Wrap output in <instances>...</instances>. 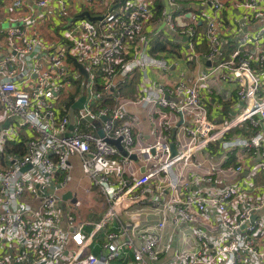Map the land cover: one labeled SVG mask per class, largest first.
<instances>
[{"label":"built area","instance_id":"1","mask_svg":"<svg viewBox=\"0 0 264 264\" xmlns=\"http://www.w3.org/2000/svg\"><path fill=\"white\" fill-rule=\"evenodd\" d=\"M49 1L39 0L37 6ZM105 1L87 3L97 6ZM200 1L211 9V14L199 13L203 33L199 35L196 24L181 26L187 56L193 53L197 39L205 44V51L194 55V80L179 81L170 88L157 85L153 92L142 88V96L135 95V100L125 102L153 106L157 116L148 117L153 125L148 138L133 133L138 121L127 112L125 103L113 108L102 102L117 93L116 67L123 79L135 70L145 72L150 67L167 71L165 62L149 57L146 42L133 58L117 63L115 59L116 50L139 34L142 26L154 29L159 24L153 6L133 5L125 19L102 17L100 22L108 26L104 40L96 36L90 23L77 22L66 34L71 45L46 55L40 51L44 46L35 43L25 28L10 27L5 31L13 54L0 56V110L21 118L32 137L25 143V153L0 169V226L4 233H18L24 244L39 243L44 260L58 256L62 242L73 238L79 249L67 264H264V153L259 150L264 149V133L248 140H226L229 132L245 122L250 121L256 128L258 120L264 121V0L232 1V7L241 10V17L233 19L234 26L237 24L236 46L226 56L222 55L218 14L229 1ZM21 6L22 0L12 1L13 8ZM57 7L61 16L67 14L66 0H57ZM240 22L259 26L247 33ZM170 30H175L173 25ZM69 58L82 64L89 75L86 99L76 111L70 132L69 114L58 108L59 91L70 81L71 74L64 68ZM15 59L26 68L21 74ZM96 76L105 82L99 90ZM213 78L235 85L238 103L244 105L238 116L221 126L210 118L202 94L206 82ZM166 95L182 96V100L173 101ZM169 115L177 117L182 136L176 138ZM87 118L98 126L85 129V125L90 126ZM111 139L120 140L125 156L107 143ZM214 144L226 151L240 147L235 154L238 166L224 169L222 163L228 157L221 156L217 162L207 164L202 175L186 176L188 168L203 170L197 154ZM250 153L262 157L256 165L261 174L259 182L250 181L248 189L236 184L213 188L220 177L239 175L243 170L241 161ZM131 155L136 159H130ZM71 156L79 159L83 174L104 197L105 208L96 223L83 221L67 209V231H62L60 217L55 213L59 197L30 181L39 174L42 184L48 186L51 178L60 173L65 186L70 180L67 162ZM24 192L39 203L45 214L42 228L19 210L17 202ZM85 227H91L87 237L83 234ZM102 233L103 254L97 257L88 252V246ZM25 263H29L25 251L14 256L12 262L0 254V264Z\"/></svg>","mask_w":264,"mask_h":264},{"label":"crops","instance_id":"2","mask_svg":"<svg viewBox=\"0 0 264 264\" xmlns=\"http://www.w3.org/2000/svg\"><path fill=\"white\" fill-rule=\"evenodd\" d=\"M12 1L0 0V56L13 54L5 34V31L10 27L25 28L28 36L35 43L44 46L40 51L42 55H46L62 46L71 45L66 39V34L77 22L87 21L94 27L95 34L100 40L106 38L107 24L100 21L90 22L84 17L80 18L79 16L84 12L89 13L92 17L110 15L109 20H116L118 18L125 19L130 7L133 5L147 4L154 7L155 19L159 20V24L154 29H151L149 25L142 26L139 34L116 50L115 59L117 63L133 58L142 49L143 43L146 42L145 50L149 57L165 62L168 69L162 71L150 67L145 72L135 70L126 79H123L119 75V68L116 67L117 77L115 83L117 93H114L112 99L102 102L103 105L107 104L113 108L121 103L135 100V95L142 96V88L153 92L157 85L170 88L179 81H193L197 70L196 56L205 51V44L197 39L193 53L190 51L187 56L185 53L187 40L181 35V26L188 27L196 24L198 33L201 35L204 31V25L199 18V13L205 11L207 14H211V9L205 7V2L200 0H166V5L164 4L165 0H126L122 5L116 4V0H107L97 6H91L87 3V0H66L67 14L64 16L58 13L57 0H50L42 7L37 6L39 0H22V6L19 9L12 7ZM228 1L226 7L218 14L221 21L220 39L223 56H226L236 46L235 29L237 24L234 26L233 19L241 17V10L232 7L233 0ZM159 2L162 4L161 10L157 7ZM167 21L169 24L166 23ZM172 25L175 29L173 32L170 30ZM258 26L259 23L243 25L240 22V27L247 33L254 32ZM154 44H164L165 49L152 53L151 49ZM36 49L39 48L36 47ZM195 54L196 56H194ZM74 61L73 58H69L64 64V68L71 76L68 78L70 80L69 84L59 91V101L61 103L58 108L62 113L66 111L69 114L73 103L81 97H84L85 100L87 95L86 86L89 83V75L85 69L87 76L81 74ZM15 63L18 73H23L26 68L17 60ZM1 74L0 72V76ZM18 79H20L19 75ZM95 83L99 90L105 82L102 77L97 78L96 76ZM28 87H31V85H28ZM202 94L207 100L209 116L218 126L226 124L242 112L244 105L238 103L235 85L223 83L213 78L206 82ZM166 96L173 101L182 100V96ZM96 99L99 100L100 96ZM125 105L127 112L133 114L138 121L137 126L133 128V133H141L148 138L153 128L148 117L151 114L157 116L153 106L135 103H125ZM77 110L73 111L74 117ZM162 111L165 112L166 110L163 109ZM12 118L7 112L0 110V169L6 168L12 161L11 159L23 155L25 153V143L32 137V132L28 126L14 122L11 120ZM169 119L173 124L172 128L176 138L182 136L181 125L177 122V117L169 115ZM95 124L90 122V126L85 125L84 128L94 129L97 126ZM68 131L70 132L69 129ZM261 132L264 133V121L258 120L256 128L252 127L250 121H247L241 127L229 132L226 135V140L234 138L248 140ZM239 148L236 147L233 150L226 151L220 144L210 145L209 148L197 154V159L203 164V170L188 168L185 175L189 178L202 175L207 164L217 162L221 156L228 157L223 160L222 167L233 170L239 164L237 155H235ZM13 149H21L22 153H17ZM259 150L262 154L264 153V149L259 148ZM249 156L241 161L243 170L239 175L229 173L220 177L221 180L219 183L214 184L213 188L222 189L228 185L236 184L241 188L248 189L250 181L253 183L259 182L261 174L258 172L256 165L262 157H253L251 153ZM67 163L70 166L71 173L70 180L65 186L62 185V175L60 173H56L51 178L48 186L42 184V176L39 174L33 175L30 181L50 193L54 192L59 197V212L56 210L55 213L60 217L58 225L62 231H67L64 222L67 209H72L74 214L83 221L96 223L101 218L105 208L104 197L93 187L90 178L83 174L79 159L76 156H71ZM177 169L178 167H176ZM17 206L26 219L36 224L38 228H42L45 214L41 212L39 203L33 200L27 192L23 193L22 199L17 202ZM90 230L91 227L83 229L85 237L89 235ZM45 231L50 237V231L48 229ZM2 235H5V238H2ZM137 242L139 241L135 243ZM104 243L103 233L97 235L90 241L88 252L97 257L102 256ZM23 244L24 242L18 233L13 231L4 233L0 226V254L10 262H12L14 256L25 251L29 259V263L25 264H67L79 249L77 242L73 238H68L60 245L58 256L44 260L39 250V243ZM115 264L121 263L115 262Z\"/></svg>","mask_w":264,"mask_h":264},{"label":"water","instance_id":"3","mask_svg":"<svg viewBox=\"0 0 264 264\" xmlns=\"http://www.w3.org/2000/svg\"><path fill=\"white\" fill-rule=\"evenodd\" d=\"M164 4L166 5V0H165ZM79 17H80V18H83V17H84V18H86V19H87L88 21H90V22L101 21V20L103 19L102 17H92V16H90V14L87 13V12L82 13ZM74 63H75V65H76L77 69L79 70V72H81V74H83V75L86 77V76H87V73L85 72L84 67L82 66V64H80V63H78V62H76V61H74ZM83 103H84V97H81V98H79L77 101H75V102L73 103L72 107H71L70 110H69V117H70V122H71L70 127H69V130H70V131L72 130V126H73V124H74L73 111H74L75 109H80V108H82ZM103 119H104V118H103ZM11 120H13L14 122H18V123H22V121H23V120H22L21 118H19V117H13ZM87 120H88L89 122L92 123V121H91L89 118H87ZM96 124H97V123H96ZM96 124H95V125H96ZM97 126H98V124H97ZM98 135H99L100 137H102V133H101L100 131L98 132ZM119 141H120V140H113V139H111V140H107V143H109V144H111V145H114V146L118 149L119 153H120L122 156H125L126 153H125L124 150L122 149V147H121ZM170 148H171V153H172V155H174V154H175V150H174L173 143L170 144ZM129 158L132 159V160H135V159H136V157H135L134 155L129 156ZM27 168H28V167H26L25 169H27ZM25 169H24V170H25ZM143 171H144V169H141V172H143Z\"/></svg>","mask_w":264,"mask_h":264},{"label":"trees","instance_id":"4","mask_svg":"<svg viewBox=\"0 0 264 264\" xmlns=\"http://www.w3.org/2000/svg\"><path fill=\"white\" fill-rule=\"evenodd\" d=\"M126 0H116V4H123L124 2H125ZM157 7H158V9H160L161 10V8H162V4L159 2L158 3V5H157ZM165 49V45L163 44H154V46L152 47V49H151V52L152 53H155L156 51H162V50H164ZM15 152H17V153H22V151H20L21 149H13Z\"/></svg>","mask_w":264,"mask_h":264},{"label":"rangeland","instance_id":"5","mask_svg":"<svg viewBox=\"0 0 264 264\" xmlns=\"http://www.w3.org/2000/svg\"><path fill=\"white\" fill-rule=\"evenodd\" d=\"M59 104H60V103H59ZM59 104H58V107H59ZM136 244H137V245H139V243H138V242H137Z\"/></svg>","mask_w":264,"mask_h":264}]
</instances>
